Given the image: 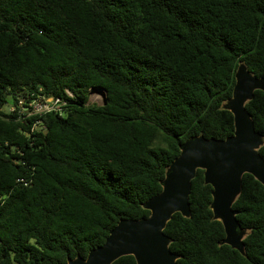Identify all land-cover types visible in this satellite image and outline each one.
Listing matches in <instances>:
<instances>
[{"label": "trees", "instance_id": "trees-1", "mask_svg": "<svg viewBox=\"0 0 264 264\" xmlns=\"http://www.w3.org/2000/svg\"><path fill=\"white\" fill-rule=\"evenodd\" d=\"M240 64L264 78V0H0V264L84 259L120 220L149 217L183 142L233 135ZM38 95L64 114L18 116ZM245 109L264 138V92ZM211 193L196 170L189 217L163 230L176 264H264V186L244 174L232 205L244 255L223 244Z\"/></svg>", "mask_w": 264, "mask_h": 264}, {"label": "water", "instance_id": "water-1", "mask_svg": "<svg viewBox=\"0 0 264 264\" xmlns=\"http://www.w3.org/2000/svg\"><path fill=\"white\" fill-rule=\"evenodd\" d=\"M254 91L264 92V78L254 77L240 64L226 105L233 115V135L222 140L196 136L183 142L178 157L166 169L162 191L144 204L149 217L120 220L101 246L90 250L84 259H67L64 264H112L123 256H132L136 264H176L179 256L170 252V240L163 230L173 214L189 217L191 180L198 169L203 170L204 184L212 188L210 209L223 226V244L244 255L246 231L240 228L232 205L244 174H251L264 186V160L258 152L264 138L255 132L245 109ZM237 134H242L239 141Z\"/></svg>", "mask_w": 264, "mask_h": 264}, {"label": "built area", "instance_id": "built-area-1", "mask_svg": "<svg viewBox=\"0 0 264 264\" xmlns=\"http://www.w3.org/2000/svg\"><path fill=\"white\" fill-rule=\"evenodd\" d=\"M71 97V95L67 92ZM66 107V101L62 98L36 96L33 99L18 100L16 108L18 116H42L45 114L63 115ZM14 106L9 108L10 111L16 109Z\"/></svg>", "mask_w": 264, "mask_h": 264}, {"label": "rangeland", "instance_id": "rangeland-1", "mask_svg": "<svg viewBox=\"0 0 264 264\" xmlns=\"http://www.w3.org/2000/svg\"><path fill=\"white\" fill-rule=\"evenodd\" d=\"M103 103V96L98 90H91L89 93L88 104L94 106H100ZM11 107V101L8 99L7 102L2 106L1 110L8 112ZM264 142V140H263Z\"/></svg>", "mask_w": 264, "mask_h": 264}, {"label": "snow or ice", "instance_id": "snow-or-ice-1", "mask_svg": "<svg viewBox=\"0 0 264 264\" xmlns=\"http://www.w3.org/2000/svg\"><path fill=\"white\" fill-rule=\"evenodd\" d=\"M237 136H238V141L240 140V139H242V134H237ZM235 143V142H234ZM214 183H215V181H213ZM166 196H168V191H165V193H164V197H166ZM164 197H161V199H163Z\"/></svg>", "mask_w": 264, "mask_h": 264}]
</instances>
